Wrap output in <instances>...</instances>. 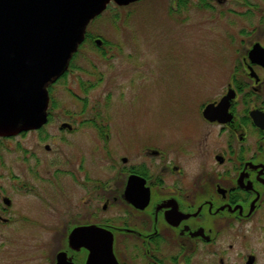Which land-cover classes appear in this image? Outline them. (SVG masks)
Listing matches in <instances>:
<instances>
[{"label":"flooded vegetation","instance_id":"af4514ba","mask_svg":"<svg viewBox=\"0 0 264 264\" xmlns=\"http://www.w3.org/2000/svg\"><path fill=\"white\" fill-rule=\"evenodd\" d=\"M172 5L198 7L203 11L198 23L225 27L234 38L237 63L223 91L192 100L183 115L160 130L143 131L137 146L126 151L119 146L112 112L125 101L130 84L106 116L89 91L101 84L91 70L96 56L114 54L127 40H105L88 25L66 71L48 86L47 121L0 136V264H29L38 245L31 230L19 234L18 219L32 196L40 198L38 191L54 170L72 179L76 189L70 205L54 211L57 224L45 222L40 243L48 249V264H57L63 253L64 264H87L90 250L71 242L73 230L88 233L84 238L95 246L97 232L112 238L113 259L105 264H264V0ZM86 45L96 49L83 50ZM144 69L132 64L127 73ZM98 74L101 81L104 73ZM60 81L78 108L60 115L52 132L53 91ZM228 93L231 98L219 107ZM211 104L217 114L207 116ZM27 135L30 142L23 147L20 138ZM80 138L87 146H78ZM9 147L13 155L7 164L1 150Z\"/></svg>","mask_w":264,"mask_h":264},{"label":"rangeland","instance_id":"374dc122","mask_svg":"<svg viewBox=\"0 0 264 264\" xmlns=\"http://www.w3.org/2000/svg\"><path fill=\"white\" fill-rule=\"evenodd\" d=\"M174 1L140 0L127 6L111 2L89 24L88 30L93 35L108 41L117 40L118 44L119 38L120 41L127 40L120 42L122 47L114 54L108 53L104 58L96 56V66L91 70L95 74L93 81L101 84L89 91V97L99 100L101 113L106 116L109 105L120 103L124 97L122 91L126 92L130 84L125 101L114 107L112 112L119 146L129 152L137 146L143 134L160 130L176 116L183 115L192 100L202 102L218 96L230 80L229 70L237 63L236 43L228 29L198 23L203 21L201 9L175 10ZM113 20H117V24ZM90 49L96 48L83 47V50ZM129 52L133 53L130 59ZM132 64L145 66V72L127 73V66ZM98 72L104 73L101 81ZM54 87V122L48 125L52 132L60 115L67 109L77 111L78 108L77 99L62 81ZM81 94L85 97L84 92ZM77 141L78 146H87V141L81 138ZM29 142L30 136L27 135L20 138L19 143L26 147ZM11 144L9 141L8 145ZM1 152L3 161L9 164L12 148H3ZM104 163L102 161L101 164ZM46 182L38 191L40 198L32 196L23 217L18 219L19 234L23 229L31 230L38 245L29 264H48V249L45 251L40 243L46 235L45 222L48 223L46 225L57 224L54 211L59 212L63 206H69L76 189L74 181L57 170L51 172L50 180Z\"/></svg>","mask_w":264,"mask_h":264},{"label":"water","instance_id":"95a60500","mask_svg":"<svg viewBox=\"0 0 264 264\" xmlns=\"http://www.w3.org/2000/svg\"><path fill=\"white\" fill-rule=\"evenodd\" d=\"M136 1L139 0H0V136L44 124L48 86L66 71L90 22L111 2L125 6ZM230 98L228 93L219 107ZM216 111L211 104L205 114L214 116ZM86 234L73 230L71 242H76L78 248H89L87 264L110 263L112 238L102 239L104 233L97 232L100 244L95 246L84 238ZM63 256L59 254L57 264L65 263Z\"/></svg>","mask_w":264,"mask_h":264}]
</instances>
